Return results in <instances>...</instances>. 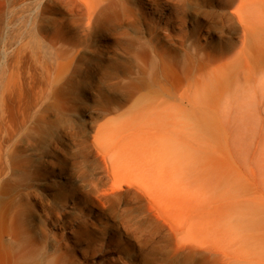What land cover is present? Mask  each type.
Segmentation results:
<instances>
[{
  "label": "rangeland",
  "instance_id": "1",
  "mask_svg": "<svg viewBox=\"0 0 264 264\" xmlns=\"http://www.w3.org/2000/svg\"><path fill=\"white\" fill-rule=\"evenodd\" d=\"M263 77L264 0H0V264H264Z\"/></svg>",
  "mask_w": 264,
  "mask_h": 264
},
{
  "label": "bare ground",
  "instance_id": "2",
  "mask_svg": "<svg viewBox=\"0 0 264 264\" xmlns=\"http://www.w3.org/2000/svg\"><path fill=\"white\" fill-rule=\"evenodd\" d=\"M264 78V77H263ZM241 85H242V83H240ZM237 87V86H236ZM238 87H240V85L238 86ZM229 102V101H228ZM252 115V114H251ZM236 120V119H235ZM250 123V122H249ZM246 127V126H245ZM240 128V127H239ZM243 129V128H242ZM234 130V129H233ZM237 130V129H236ZM245 131V130H244ZM236 135V134H235ZM236 138H237V136H236ZM249 141V140H248ZM262 143V142H261ZM235 148H236V146H235ZM259 152V151H258ZM261 152V151H260ZM258 156V155H257ZM240 157H243L244 158V156H240ZM261 165V164H260ZM247 166V165H246Z\"/></svg>",
  "mask_w": 264,
  "mask_h": 264
}]
</instances>
